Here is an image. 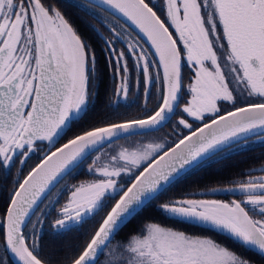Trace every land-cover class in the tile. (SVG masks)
I'll return each instance as SVG.
<instances>
[{"label": "snow or ice", "instance_id": "snow-or-ice-1", "mask_svg": "<svg viewBox=\"0 0 264 264\" xmlns=\"http://www.w3.org/2000/svg\"><path fill=\"white\" fill-rule=\"evenodd\" d=\"M75 7L96 22L88 27L103 65L55 0H0V175L16 169L3 189L0 264H256L245 251L264 261V175L255 169L211 189L241 199L162 200L189 172L264 143V0ZM82 175L93 178L69 185ZM153 208L211 235L145 216ZM71 233L75 243L59 244Z\"/></svg>", "mask_w": 264, "mask_h": 264}, {"label": "flooded vegetation", "instance_id": "flooded-vegetation-1", "mask_svg": "<svg viewBox=\"0 0 264 264\" xmlns=\"http://www.w3.org/2000/svg\"><path fill=\"white\" fill-rule=\"evenodd\" d=\"M55 2H57L58 6L60 7H73V8H77L75 7V3L79 2V3H84V1L82 0H55ZM78 9V8H77ZM79 10V9H78ZM80 15L82 16L83 19H85L86 21H88V25L89 24H95L96 22L93 21L89 16H87L83 11L80 10ZM99 26V25H97ZM89 28V27H88ZM86 38H88L90 40V42L96 47V52H97V57L98 60L100 61L101 65H103L104 63H106V53L101 51V48L103 47L102 43L96 38V36L92 33L91 29H87V28H82V30L80 31ZM118 48H122L124 47V45L122 44H118L117 45ZM192 75L191 72L188 71V69H185V83L187 84L188 82V78ZM113 87V82L111 79V73H107L104 76V85L101 88L100 91V96L99 99L97 101V106L98 108H102L103 105L106 102V97L110 95V89ZM132 115H138L139 113H137L135 111V107L132 110ZM171 131L170 127L169 128H165L163 129V131L158 134V137L160 140H163L165 138V134L169 133ZM186 131V130H185ZM169 140L174 139V137H168ZM120 143H124L123 141H120ZM241 154H256V156H260L261 154L264 155V143H261L260 141H256L255 143H250L247 146L243 147V148H235L234 150L227 152L225 155L218 157L215 160L209 161L206 164H204L200 169L196 170V171H200L202 169H207V168H218L220 167V165L222 164V162H225L227 160L234 159L235 155H241ZM262 160L259 161V163ZM259 167H261V165H258ZM258 166H254V167H249L247 169L244 170L243 172V176L239 177L238 179H234L233 182H226L224 181V185H219L217 187H209V188H201V189H196V190H191V191H186L189 193H185V194H195L197 196V198H209V199H221V200H225V201H230L232 199H241V195L240 194H218V195H201L202 197H199L198 194H196L197 192H212L211 189H227V188H233L235 187L236 183L238 184L239 182L248 179V176L246 175V173L249 171V169H255L253 171V175L254 176H259L262 175L263 173L259 174L257 171L259 170ZM25 170V174H26ZM16 178V169L12 170V175L4 178L3 175H0V180L7 182L9 179H11V181L13 179ZM93 177L91 176H87L85 179H92ZM2 195L1 192V181H0V197ZM67 199V196H65L63 199H61V204H63L65 202V200ZM59 207V205L57 206ZM3 206H0V210H2ZM55 217V213L52 214V218ZM166 223V225L168 227H175V228H179L181 230L184 231H188L190 233L193 234H199V235H211V233H206V232H201L197 227L194 226H188L182 223H176L174 221H172L171 219H166V221H163V223ZM171 225V226H170ZM46 231H48V227L46 225L45 228ZM238 251H243L241 249H237ZM244 254L246 256H248L250 259H252L253 261L256 262V264H264V261H262L259 257L258 254L253 253V252H248L245 251ZM10 264H13L11 259H10Z\"/></svg>", "mask_w": 264, "mask_h": 264}, {"label": "trees", "instance_id": "trees-1", "mask_svg": "<svg viewBox=\"0 0 264 264\" xmlns=\"http://www.w3.org/2000/svg\"><path fill=\"white\" fill-rule=\"evenodd\" d=\"M60 7V6H59ZM63 11H65L74 26H76L79 31L84 28H88V21L82 18L80 15V10L73 7H61ZM262 160L260 163L259 161ZM264 164V155H260L259 157L256 154H241L235 155L234 159H229L225 162H222L220 167L218 168H207L202 169L200 171H191L181 180V182L167 194V196L162 197V200L168 199L169 197H178L185 193H189L186 191L201 189V188H209V187H217L219 185H224V181L226 182H233L234 179H237L243 176V172L245 169L249 167H254L258 165ZM87 176H80L77 180H72L71 178L68 180L69 185L72 183H78L79 180L85 179ZM1 181V192L2 195L0 197V206L4 205V193L3 189H11V179L7 182ZM145 216H149L156 221H166V218L159 213V210L156 208L150 209L148 212L145 213ZM139 223V221H137ZM77 234L71 233L64 240L60 241L59 244H68V243H75L77 240ZM53 241L50 240L49 237L45 236L44 244L45 247H52Z\"/></svg>", "mask_w": 264, "mask_h": 264}, {"label": "water", "instance_id": "water-1", "mask_svg": "<svg viewBox=\"0 0 264 264\" xmlns=\"http://www.w3.org/2000/svg\"><path fill=\"white\" fill-rule=\"evenodd\" d=\"M82 1L85 2V0H82ZM218 194H233V193L227 192V191H217L215 193L209 192L207 195H218ZM237 194H239V193H237ZM9 255L11 256V254H9ZM10 259H11V261H12L13 264H16V261H15V258L14 257H11Z\"/></svg>", "mask_w": 264, "mask_h": 264}, {"label": "rangeland", "instance_id": "rangeland-1", "mask_svg": "<svg viewBox=\"0 0 264 264\" xmlns=\"http://www.w3.org/2000/svg\"><path fill=\"white\" fill-rule=\"evenodd\" d=\"M262 166H264V164L261 165V167H262ZM258 167H259V166H258ZM261 167H259V170H260ZM257 172H258L259 174L263 173L262 175H264V172H261V171H257ZM237 179H238V178H237ZM236 184H237V183H236ZM208 193H209V192H197L196 194H198L199 197H202L201 195H206V196H207ZM208 196H209V195H208ZM209 198H212V197H209ZM159 222L162 223V224H164L165 226H167L165 222H164V223H163V221H159ZM170 226H171V225H170Z\"/></svg>", "mask_w": 264, "mask_h": 264}]
</instances>
